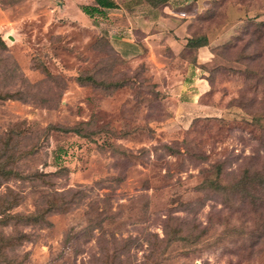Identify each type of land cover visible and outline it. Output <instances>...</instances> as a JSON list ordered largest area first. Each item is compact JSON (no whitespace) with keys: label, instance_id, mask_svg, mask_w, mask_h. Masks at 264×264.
<instances>
[{"label":"rangeland","instance_id":"rangeland-1","mask_svg":"<svg viewBox=\"0 0 264 264\" xmlns=\"http://www.w3.org/2000/svg\"><path fill=\"white\" fill-rule=\"evenodd\" d=\"M63 1L0 0V264H264V0H167L147 39L106 19L146 0Z\"/></svg>","mask_w":264,"mask_h":264},{"label":"crops","instance_id":"crops-1","mask_svg":"<svg viewBox=\"0 0 264 264\" xmlns=\"http://www.w3.org/2000/svg\"><path fill=\"white\" fill-rule=\"evenodd\" d=\"M116 7H108L105 8L103 13L94 14V16L99 15L100 17L106 16L111 12H116L113 10L119 9L118 2ZM94 0H64L62 2V7L72 4L76 7L78 11L83 14H86L82 11L81 5L82 4H93ZM61 6V5H60ZM55 12L56 9H53ZM145 14H131L126 13L125 19L123 23L115 21L114 18H106L109 20L108 26L109 31L117 30L119 28L125 30H132L133 26L141 27L143 30H147V35L144 38H148L152 35L151 31L158 25V23L164 22L162 18V13L160 9L158 10L154 5H148L145 8ZM92 16V17H94ZM184 26V22L178 24V27L175 31L179 30ZM158 33H163L162 29L158 28ZM150 31V32H149ZM110 40L113 43L114 47L118 50V52L122 56H131L134 52L137 51L139 45L135 42L133 36H120L119 34L110 33ZM113 34V35H112ZM154 34V33H153ZM187 41V39H186ZM186 43V42H185ZM209 55L204 49L203 46H199L196 54V58L194 62H191L188 70L185 72V76L180 80L179 83L173 86L172 92L175 94V102L174 105H178L179 112L174 115V117L179 120L183 121L187 119L188 113H196L197 111L205 110L204 108L209 104L201 102L200 98L203 94L207 92L210 88V83L207 79L206 72L200 71L198 64H201L208 58Z\"/></svg>","mask_w":264,"mask_h":264},{"label":"trees","instance_id":"trees-1","mask_svg":"<svg viewBox=\"0 0 264 264\" xmlns=\"http://www.w3.org/2000/svg\"><path fill=\"white\" fill-rule=\"evenodd\" d=\"M151 5H159L164 4L167 0H146ZM117 3L115 0H94L93 4H82L80 7L84 13H86L89 16H94V14L103 13L105 11V8L108 7H116ZM190 38L187 39L186 44L189 45ZM203 44V43H202ZM201 45V43H199ZM18 264H21L19 262Z\"/></svg>","mask_w":264,"mask_h":264}]
</instances>
